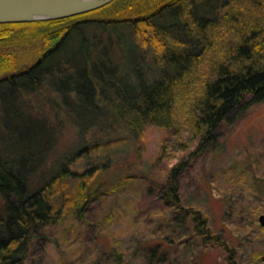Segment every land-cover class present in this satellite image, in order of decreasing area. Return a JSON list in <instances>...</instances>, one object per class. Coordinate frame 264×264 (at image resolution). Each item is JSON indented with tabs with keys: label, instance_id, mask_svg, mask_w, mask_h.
I'll use <instances>...</instances> for the list:
<instances>
[{
	"label": "trees",
	"instance_id": "16d2710c",
	"mask_svg": "<svg viewBox=\"0 0 264 264\" xmlns=\"http://www.w3.org/2000/svg\"><path fill=\"white\" fill-rule=\"evenodd\" d=\"M139 62L146 65L140 75ZM263 101L264 0H112L64 18L0 23V264H28L33 240L47 227L70 211L81 216L103 191L98 170L105 173L106 161L147 125L190 150L147 192L158 187V200L192 234L150 235L139 242L142 257L163 262L153 245L164 254L178 245L193 251L184 264H198L208 248L234 253L239 236L226 239L203 208L185 205L180 181L189 162L219 150L224 127ZM87 107L97 114L81 132L73 111ZM67 125L74 144L56 154ZM100 132L104 141L87 140ZM103 152L109 156L101 168L77 169ZM116 174L108 192L137 178ZM154 221L155 228L162 223L160 216ZM113 252L116 264H126Z\"/></svg>",
	"mask_w": 264,
	"mask_h": 264
},
{
	"label": "rangeland",
	"instance_id": "374dc122",
	"mask_svg": "<svg viewBox=\"0 0 264 264\" xmlns=\"http://www.w3.org/2000/svg\"><path fill=\"white\" fill-rule=\"evenodd\" d=\"M138 65L135 71L140 75L146 65L141 62ZM73 112L81 115L78 121L81 132L97 114L93 107L83 111L76 108ZM69 128L67 125L56 154L74 144ZM104 136L100 132L87 140L102 142ZM169 136L168 130L147 125L141 136L114 159L105 157L109 155L104 152L101 156L92 153L88 162L78 165L79 171L91 166L99 168L108 159L103 165L107 171L104 173L101 167L98 170L103 191L91 199L81 216L70 211L61 221L47 227L44 236L34 239L28 264H116L113 251L120 252L126 264H149L139 250L140 240L160 233L168 239L188 231L192 234L191 226L189 230L180 227L171 208L158 200V187L150 195L147 192L152 180L161 184L171 164L185 158L190 151L169 145ZM120 171L135 174L137 178L108 192L106 189L115 176L119 178L116 173ZM180 194L185 205L203 208L213 229L222 232L226 239L239 236L238 242L236 239L231 242L235 245L234 253L208 248L198 264H228V256L242 264H264V256L257 260L253 257L254 252H264V229L258 224V216L264 213V101L248 107L235 123L222 129L217 152L207 151L189 162L181 177ZM223 197L230 200L231 207H226ZM254 206H258L256 213L251 211ZM159 216L162 223L155 228L154 219ZM155 246L150 249L155 251L154 259L163 260L160 264H184L185 257L194 258L193 251L185 254L179 245L172 246L165 254L157 252Z\"/></svg>",
	"mask_w": 264,
	"mask_h": 264
},
{
	"label": "water",
	"instance_id": "95a60500",
	"mask_svg": "<svg viewBox=\"0 0 264 264\" xmlns=\"http://www.w3.org/2000/svg\"><path fill=\"white\" fill-rule=\"evenodd\" d=\"M112 0H0V23L64 18L100 8ZM264 227V213L258 216Z\"/></svg>",
	"mask_w": 264,
	"mask_h": 264
}]
</instances>
